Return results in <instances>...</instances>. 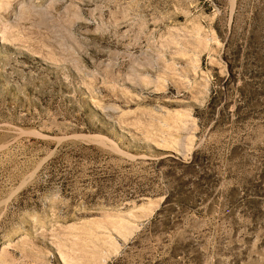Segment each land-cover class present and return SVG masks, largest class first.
<instances>
[{
	"label": "rangeland",
	"instance_id": "rangeland-1",
	"mask_svg": "<svg viewBox=\"0 0 264 264\" xmlns=\"http://www.w3.org/2000/svg\"><path fill=\"white\" fill-rule=\"evenodd\" d=\"M0 264H264V0H0Z\"/></svg>",
	"mask_w": 264,
	"mask_h": 264
},
{
	"label": "trees",
	"instance_id": "trees-1",
	"mask_svg": "<svg viewBox=\"0 0 264 264\" xmlns=\"http://www.w3.org/2000/svg\"><path fill=\"white\" fill-rule=\"evenodd\" d=\"M195 160H196V158H195L194 155H193V157L191 158L190 162H189L188 164H186V167H187V168L192 167V164L195 162ZM169 202H170V198H169L168 196L165 197V199H164V201H163V203H162L161 208H160L159 211L155 214V216H154L153 219L151 220V223L154 222V221H156L157 219H161V218L167 217V214H165L164 212H165V210H166V209H165V208H166V205H167ZM164 220H166V219H164Z\"/></svg>",
	"mask_w": 264,
	"mask_h": 264
}]
</instances>
